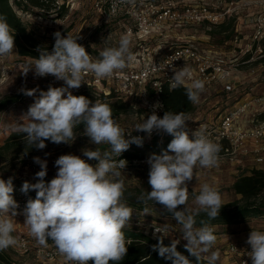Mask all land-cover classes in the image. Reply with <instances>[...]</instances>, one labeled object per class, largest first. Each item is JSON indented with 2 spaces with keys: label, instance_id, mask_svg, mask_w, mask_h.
I'll list each match as a JSON object with an SVG mask.
<instances>
[{
  "label": "clouds",
  "instance_id": "clouds-1",
  "mask_svg": "<svg viewBox=\"0 0 264 264\" xmlns=\"http://www.w3.org/2000/svg\"><path fill=\"white\" fill-rule=\"evenodd\" d=\"M12 32L7 19L0 16V58L13 54L15 38ZM53 35L52 51L38 47L39 58H33L34 63L25 65L22 73L26 76L34 70L37 77L51 75L63 81L65 86H49L46 91L21 88L24 95L35 96V99L13 130L24 134L26 144L42 150L46 147L45 141L57 145L74 142L77 137L74 130L83 125L84 136L89 138L90 144H105L110 150L83 149V156L97 161L95 165L78 155H60L55 161L56 176L49 182L45 181L47 161L38 156L33 158L41 169L35 174L37 182L25 181L21 188L25 194L29 190L36 191L35 199H28L23 210L24 224L30 235L45 248L52 241L58 253L70 264H89V261L120 264L128 251L123 229L131 222L133 209L124 201L125 184L120 171L126 168L127 161L113 157H120L132 144L143 146L144 137L133 136L132 131L145 132L149 138L154 131L164 132L173 138L166 150L148 157L151 191L142 193L138 199L145 204L152 201L162 205L172 214L182 227L184 247L195 257L196 264H202V257L207 264H217L220 252L213 251L218 240L215 228L203 221L197 227L196 216L203 212L209 220L218 218L224 206L222 196L217 187L203 183L195 196L196 207L189 208L188 182L196 177L197 166L209 169L218 166L220 145L209 139L203 130L190 131L186 123L190 120L184 112L166 111L161 118L153 111L146 120L136 124L134 130H126L114 118L108 103L73 95L70 89H78L85 75L108 78L134 61L130 32L120 36L117 46L100 51L95 60L77 42L80 35L74 38L59 31ZM173 71L170 90L184 87L188 101L199 103L205 82L192 79V69L188 66ZM187 80L191 83H186ZM37 91L38 96L35 95ZM159 107H162L159 103L154 105V108ZM13 192L12 178H0V251L18 243L12 235L15 224L9 218L18 214ZM178 206L183 208L178 210ZM172 227L166 224L163 229L155 230L164 233ZM246 242L251 246L248 255L252 264H264V231L252 230ZM178 243L176 240L165 246L160 237L152 248L171 264H193L177 251Z\"/></svg>",
  "mask_w": 264,
  "mask_h": 264
},
{
  "label": "rangeland",
  "instance_id": "rangeland-1",
  "mask_svg": "<svg viewBox=\"0 0 264 264\" xmlns=\"http://www.w3.org/2000/svg\"><path fill=\"white\" fill-rule=\"evenodd\" d=\"M116 1L117 0H40L43 4L42 8L35 7L33 5V0H11V4L13 5V9L17 16L27 26L28 31L32 32L37 37L43 47L52 51L55 43L53 34L57 31L61 32L64 36L70 34L74 38L80 35L81 39L77 42L86 48V51L94 60L99 58V53L104 48L118 45L120 36L126 33V27H134L136 19L139 18V14H142L143 17L154 20V12L161 8L168 7L179 13H183V11L191 4H199L203 2L211 4L213 8L217 6L218 12H224L225 2L239 4L240 8L236 11L232 10L231 17L226 21L230 22L231 20H234V23L229 27L228 32L221 33L218 32V30L212 31L207 26H189L181 29L167 26L166 29L155 31L150 37H145L141 40L131 37L132 53L135 54L143 47H149L152 49L158 45H162V53H164L171 48L188 41L196 42L202 47H204V44L211 45L212 47L219 48L226 53L231 51H236V53H238L242 47H246L250 43V40L248 39L243 41V36L236 31L238 25H240L239 22H241L239 18L242 17V20H246L248 14H251L249 15L250 18H253V16L264 12V0H128L126 6L121 9L117 15L112 16L109 14V9ZM16 2L20 5H17ZM151 6L155 9H151ZM190 36H195V40L191 39ZM230 36L232 39H229ZM241 44L243 46H241ZM29 63H34V59L19 56L16 47L11 56L0 58V101L11 96H21L18 103L12 104L0 114V146L4 144L6 139L12 133L16 132L13 129L21 122V116L27 112L29 106L34 102L35 96L30 97L24 95L20 91L21 88H35L46 91L49 86H65L63 81H58L51 75L46 77L35 76L34 70H30L25 76L22 71L24 66ZM239 68L250 70L254 67L249 63L242 65ZM86 87L85 82H82L78 89H70V91H72L73 95L87 96ZM245 87V90L250 92V85H245ZM35 95L38 96L39 91H37ZM258 95H264V79L259 86ZM231 98H233V96ZM122 101L129 104L133 108L134 113L122 114L117 120L121 126H129L134 129L136 124L142 123L144 119L146 120L148 118V115L142 108L139 100L128 99ZM202 104H205L206 106L204 105L202 108ZM221 104L222 103H218L216 107H212L208 102L198 104L197 112L208 111V113L214 114V118L210 121H205V118L202 119V117L194 118L193 121L189 119L190 121L186 122L189 130H203L210 126L217 125L219 116L224 109H226L225 107H222ZM217 109V112H213ZM74 131L75 136L77 137L74 142L69 141L70 144L61 143L57 145L47 141L45 142L46 147L39 150L35 155L30 157H13L12 163H10V159L6 162H1L0 178L7 180L11 177L13 184L21 186L25 181L33 184L36 183L37 178L35 174L41 169L38 164L34 163L33 158L38 156L47 161V175L45 181L49 182L56 176L58 169L55 166V161L60 155H78L88 163L95 165L97 161L87 160V157L83 156L82 150H86V148L92 150L99 148L101 152L110 150L109 146L105 144H90L89 138L84 136L83 128H78L77 126ZM152 142L151 144L143 145L142 147H130L127 151H124L120 157L114 156L113 159L122 158L127 155L132 156V158L135 157V159L140 161L142 159H148L152 153H156ZM163 142H161V144ZM262 143L263 148L260 149V151H248V155H244L239 152V150H237L235 154L231 153L226 155L225 149L230 148L229 144L226 142H224V144L216 143L220 145L221 148L219 152L218 166L211 169L200 168L197 166L195 169L197 178L194 176L192 181L188 182V207L192 209L196 207L194 203L195 196L199 194L200 186L203 183H209L218 188L222 196L223 205H228L237 200L239 196L234 193L232 186L242 173L249 170L246 168L244 172H241L242 162H246L249 167H264V142ZM245 145L247 150L254 148L252 142H247ZM160 146L159 149H161V152L166 150H162L164 144ZM251 154L255 156L254 160L249 159L243 161L247 157L249 158ZM260 162L263 164L261 165ZM120 171L122 173L121 178L124 180L125 184V202L128 198L139 195V193L142 194L151 191V187L148 183L149 165L147 162H138L136 164L128 162L126 169ZM29 191L36 195L35 190ZM145 206L147 212H145V209L141 211L132 208L133 217L131 222L125 228L138 230L145 232V234L152 235L153 228L159 227L160 229H163V225L170 224L173 226L172 229L166 231L163 237L166 242L171 244L172 241L178 240L179 243L177 245L186 244V241L183 240L182 227L172 216L167 214L166 209L162 205L149 201ZM182 208L183 206H178V210ZM9 218L13 220L16 229L12 235L16 238L20 236H28L30 241H32L33 247L29 252L23 253L18 251L14 246H10L11 256L16 264H66V261L63 258L49 260L38 254V251L40 250L49 251L50 248L54 250L57 249L53 243H48L49 246L47 248L39 246L36 243L35 239L30 235L28 227L24 224L25 217L23 214H17L15 217ZM235 226L238 227H233L234 229L232 230L239 231V229L248 228L247 231H264V218H249L243 223ZM229 228L230 227L227 228L226 226H218V228H215V232L219 235H224L232 231ZM247 239L245 241L237 240L232 243L238 245L240 250L248 251L251 249V246L246 242ZM221 244L222 243H219L220 246ZM230 244L231 242L222 245L221 247L218 245V250H220L221 255L224 258L233 257V260H235L234 257L236 256H232L228 253V247Z\"/></svg>",
  "mask_w": 264,
  "mask_h": 264
},
{
  "label": "built area",
  "instance_id": "built-area-1",
  "mask_svg": "<svg viewBox=\"0 0 264 264\" xmlns=\"http://www.w3.org/2000/svg\"><path fill=\"white\" fill-rule=\"evenodd\" d=\"M127 1L117 0L114 2L110 6L109 14L117 15L126 6ZM114 5L115 10L113 11ZM224 5V12H218L217 6L213 8L207 2L191 4L183 13L164 7L154 12V20L139 14L135 26L126 27V33L130 32L132 38L141 40L150 37L155 31L166 29L167 26H173L176 29L207 26L211 30L212 27L226 22L231 17L232 10L236 11L240 8L239 4L234 2H225ZM151 9L155 8L151 6ZM253 24L254 33L250 43L246 47H242L238 53L236 51L226 53L211 45L204 44L202 47L193 41L184 42L164 53H162V45L152 49L143 47L133 54L134 61L123 71L103 79H97L93 74H87L84 76L85 85L94 88L99 94L106 96L114 94L120 100H139L148 116L155 111L162 118L164 107L160 100V93L164 83L171 84L170 79L174 75V69L188 66L192 69V79H200L205 82V90L220 85L231 92L233 89L231 80L236 69L243 64L257 62L264 58V12L253 16ZM245 57L249 58L245 60ZM186 83H191V80H187ZM151 91H154L155 94L151 95ZM157 103L162 107L154 108ZM121 127L126 130H134L129 126ZM203 131L214 143L224 144L226 142L229 144L230 148L225 149L226 155L235 154L237 150L243 154L248 153L249 150L245 145L247 142H252L254 152L260 151L263 148L262 142H264V95L236 105L232 110L219 116L217 125L205 128ZM166 134L154 131L149 138L145 132L132 131L133 136L144 137L143 144L148 143L154 137L163 140ZM130 147L137 146L132 144ZM126 161L136 164L147 162V159ZM30 198L33 199L28 193H23L21 188L16 189L14 199L18 204L16 209L18 214H23ZM155 228L152 230V236L155 238L164 237L165 232H156ZM16 239L18 243L14 247L18 251L27 253L33 248L32 241L28 236H20ZM250 251L251 249L242 251L234 243L228 247V253L239 258L237 264H252L248 255ZM38 252L40 256L49 260L63 258L57 250L51 248L49 251L40 250ZM68 263L70 262L66 261V264Z\"/></svg>",
  "mask_w": 264,
  "mask_h": 264
},
{
  "label": "trees",
  "instance_id": "trees-1",
  "mask_svg": "<svg viewBox=\"0 0 264 264\" xmlns=\"http://www.w3.org/2000/svg\"><path fill=\"white\" fill-rule=\"evenodd\" d=\"M16 4L20 5L17 2ZM33 5L35 7H43L40 0H33ZM0 16H4L7 19V22L13 30L12 34L15 38V47L18 55L32 59L39 58V52L37 51L38 47H45L41 45L32 32L28 31L27 26L17 16L13 9V5L11 4V0H0ZM233 23L234 20L224 22L223 24L212 27L211 30H218V32L226 33L229 31V27L232 26ZM229 39H232V37L230 36ZM46 49L51 52L48 48ZM258 63L264 64V58L259 60ZM85 89H87V96H84L89 100L93 102H95V100H100L101 102L108 103L112 107L113 116L116 120H118L122 114L134 113L133 108L129 104L116 98L114 94L106 96L104 94H99L92 87H86ZM154 94V91H151V95ZM20 99L21 96L16 95L1 100L0 114L12 104L18 103ZM160 100L164 107V113L166 111H172L174 113L184 112L187 116H190L196 110L195 104L188 101L184 87L170 90V85L164 83L160 93ZM78 128H83V125L78 126ZM172 138L171 135L166 134L163 140H160L159 137H154L148 143L143 145L151 144L153 141L152 145L154 146L156 153L159 154L161 152V149H159V147H161L160 145L164 144L162 150L167 149V145ZM161 142L163 143L161 144ZM38 151L39 149L25 143L24 134L14 132L6 139L4 144L0 146V163L6 162L8 159H10V163H12L13 157H30L35 155ZM118 159L134 160L135 157L132 158V156L127 155ZM13 186V197H15L16 189L22 188V186L17 184H13ZM232 190L237 196H239V198L228 205H224L220 210L218 218L215 220H209L207 215L201 212L196 216L197 227L201 226V221L214 227L241 224L249 218H264V169L253 168L242 173L234 182ZM28 194L35 199L36 195L31 191H29ZM140 195L141 194L139 193V195L128 198L126 204L131 208L139 209L141 211L144 210L146 206L145 203L138 199ZM167 214L172 216L169 212H167ZM123 231L128 244V251L120 264H171L170 261L161 258L158 252L154 251L152 248L153 245H156L159 242L160 237L155 238L151 234H145V232L129 228H124ZM215 234L217 235L218 233L215 232ZM48 243H52V241H49ZM163 243L165 246H170V243L166 242L164 238ZM177 251L193 261V264H196L195 257L187 252L184 245H177ZM0 264H16L11 256L10 247L0 251ZM89 264H93V262L89 261ZM109 264H112V262L110 261ZM202 264H207L206 259L203 257Z\"/></svg>",
  "mask_w": 264,
  "mask_h": 264
},
{
  "label": "crops",
  "instance_id": "crops-1",
  "mask_svg": "<svg viewBox=\"0 0 264 264\" xmlns=\"http://www.w3.org/2000/svg\"><path fill=\"white\" fill-rule=\"evenodd\" d=\"M248 14L247 19L246 20H242V17L239 18L241 20L240 25H238L236 31L240 33V35L243 36L244 40L246 41L247 39L251 41L253 33H254V24H253V18H250ZM191 39L195 40V36L191 37ZM179 39V36H178ZM198 39V38H197ZM196 39V40H197ZM240 46V44H239ZM241 46H243L241 44ZM249 57H245V60L248 59ZM244 59V58H243ZM245 65V64H243ZM251 66L254 68H251L250 70H244L241 68L236 69V71L234 72V76L232 78V91H227L225 89V87L222 86H214L213 88L209 89V90H204L201 94H200V100L199 103L195 104L196 106V110L195 112L188 116V118L193 121L194 118H199L202 117V119L205 118V121H210L214 118V114L213 113H208V111H203L197 112V105L201 104V103H205L208 102L209 105H212V107H216L218 103H222V107H225L226 109H224V111L221 113H226L230 110H232L236 105L252 100L253 98H259L261 96L258 95L259 93V86L261 84V81H263L264 79V64L262 63H251ZM245 85H250V92H247L245 90ZM243 91V93H242ZM233 96V98H231ZM263 96V95H262ZM233 103V104H232ZM205 104H202L201 107L203 108ZM206 106V105H205ZM217 110L213 111V112H217ZM250 152L253 151V149L249 150ZM249 154V153H248ZM247 153L244 155H248ZM255 156L251 154V156H249V158L247 157L246 159H242L243 161H247L249 159L254 160ZM241 160V161H242ZM242 167H241V172H244L247 169L251 170L254 167H249L248 164H246V162H242ZM259 163V162H258ZM260 164L262 165L263 163L260 162ZM256 166V165H255ZM255 168L257 169H264V167L262 166H256ZM248 170V171H249ZM227 228L230 227L229 229H234L233 227H238L235 225H231V226H226ZM214 228H218V226H214ZM248 228L246 229H239V231L237 230H232L230 232H228L227 234L224 235H219L217 234L218 240L216 245L213 248V251L218 250V245L219 243H222V245L228 244V243H232V242H236L237 240L240 241H245L249 235L251 231H247ZM229 231V230H228ZM219 242V243H218ZM220 246V245H219ZM220 246V247H221ZM248 247V246H247ZM220 252V250H219ZM207 255V254H205ZM235 260H233V257H223L221 255L220 252V259L217 261L218 264H237L239 258L238 257H234Z\"/></svg>",
  "mask_w": 264,
  "mask_h": 264
}]
</instances>
